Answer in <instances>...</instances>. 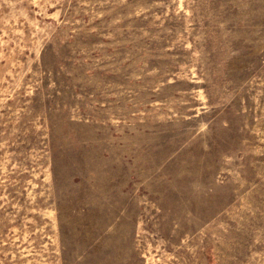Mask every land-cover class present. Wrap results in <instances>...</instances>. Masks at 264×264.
Segmentation results:
<instances>
[{
  "label": "rangeland",
  "instance_id": "rangeland-1",
  "mask_svg": "<svg viewBox=\"0 0 264 264\" xmlns=\"http://www.w3.org/2000/svg\"><path fill=\"white\" fill-rule=\"evenodd\" d=\"M0 264H264V0H0Z\"/></svg>",
  "mask_w": 264,
  "mask_h": 264
}]
</instances>
